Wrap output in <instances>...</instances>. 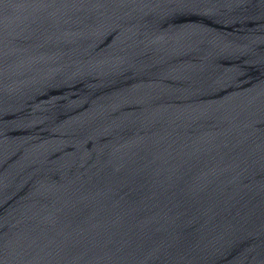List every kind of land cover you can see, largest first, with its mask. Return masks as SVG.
<instances>
[{"label": "water", "instance_id": "95a60500", "mask_svg": "<svg viewBox=\"0 0 264 264\" xmlns=\"http://www.w3.org/2000/svg\"><path fill=\"white\" fill-rule=\"evenodd\" d=\"M0 264H264V0H0Z\"/></svg>", "mask_w": 264, "mask_h": 264}]
</instances>
